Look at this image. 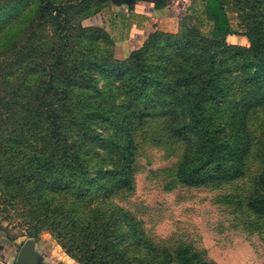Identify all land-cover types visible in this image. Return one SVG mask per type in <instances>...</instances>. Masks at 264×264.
<instances>
[{
  "label": "rangeland",
  "instance_id": "374dc122",
  "mask_svg": "<svg viewBox=\"0 0 264 264\" xmlns=\"http://www.w3.org/2000/svg\"><path fill=\"white\" fill-rule=\"evenodd\" d=\"M49 2L64 7L60 16L48 10ZM238 4L240 11L234 6L229 10L232 33L226 42L248 47L249 33L264 39V0H238ZM107 6V0H0V229L19 240L20 247L31 240L39 252L38 244L42 245L45 255H39L50 259L47 264H81L80 258L90 254L88 239L78 240L74 251L63 246L73 237H63L61 231L75 225L73 220L69 225L60 219V199L52 207L56 209L52 216L45 217L38 211L44 203L26 204L27 185L18 177L46 175V169L55 161L61 163L60 155L69 151L86 171L78 179H89L74 183L92 195L94 208L96 199L104 197L101 172L120 163L107 137L126 140L130 121L137 145L133 186L115 191L108 202L132 211L148 234L165 245L190 243L204 250L215 264H264V223L241 202L252 179L264 168V107L255 109L250 116L254 148L243 178L196 187L179 183L174 173L183 143L174 142L168 135L165 117L145 122L137 118L144 101L142 95L148 92L156 103L158 95L168 97L158 94L165 89L154 81L157 72L153 69L165 59L160 58L162 53L165 51L167 57L174 49L171 58L177 66L187 65L189 60L178 55L174 46L163 49L168 39L159 38L161 45L157 39H147L134 49L144 55L145 65L131 69L135 66L131 63L133 50L119 59L105 26L98 33L94 32L97 29L85 32L80 27L84 16ZM195 27L200 33L210 32V25L187 16L167 33L181 36L195 31ZM66 30L70 44L62 36ZM206 41L198 35L194 38L198 47L188 48L186 56L195 59ZM224 58L223 69L236 65ZM87 60L107 67L113 64L116 69L95 67L86 76L82 67ZM148 65L155 66L151 70ZM50 81L54 82L51 88L47 85ZM50 99L58 102L60 115L52 119L59 131L55 146L50 144L43 114ZM71 112L81 116L77 120ZM92 115L104 117L105 123L94 124ZM85 224L92 227L89 221ZM35 231L37 235L32 236ZM82 251L85 252L81 254Z\"/></svg>",
  "mask_w": 264,
  "mask_h": 264
},
{
  "label": "trees",
  "instance_id": "16d2710c",
  "mask_svg": "<svg viewBox=\"0 0 264 264\" xmlns=\"http://www.w3.org/2000/svg\"><path fill=\"white\" fill-rule=\"evenodd\" d=\"M109 1L107 0V4ZM229 2L240 11L238 0H207V15L213 24L207 34L200 33L197 27L194 28L195 31H189L188 34L181 35L182 37L156 31L147 41L157 39V44L161 45L159 38L168 39L162 44L166 46L163 49L174 46L176 52H179L178 55L189 60L187 65L177 66L171 58L175 55L174 49L167 57L165 51L160 49L164 51L160 58L164 56L165 59L162 58L159 64L154 65L155 69L154 66L148 67L157 72V80L154 81H159L165 89L158 94H166L168 97L158 95L156 103L155 98H149L148 92L142 95L144 101H141V114L137 118L142 122L166 118L168 135L174 142H182L184 146L174 176L179 183L186 186L196 187L213 182L230 183L246 175L254 148V137L249 127L250 116L255 109L264 107V39L260 40L259 34L249 33L250 46L227 44L226 38L232 33L227 13ZM62 7L49 2L48 10H52V14L58 12L60 16L64 10ZM101 11L99 9L84 16L80 27L85 32L91 29H97L94 32L102 31L101 26L85 23L88 18ZM195 32L207 40V43L200 47L202 49L196 53L198 55L194 59L186 56L185 52L188 48L198 47L194 42V38L198 36ZM62 36L66 44H70L71 37L67 30ZM224 57L235 61L236 65L223 69L221 62ZM144 59L141 51L133 50L131 63L136 67L130 68H143ZM101 66L105 70L116 69L113 64L107 67L98 61L87 60L83 61L82 70L88 76V70ZM231 77L232 80L228 79ZM47 85L51 88L54 82L50 81ZM57 103L50 99L48 109L43 112L52 146L58 145L59 138V131L52 120L60 116ZM74 114L77 120L81 116L71 112V117ZM64 118L67 117L64 115ZM91 118L94 124L99 121V126L105 123L104 117L92 115ZM127 125L129 128L125 132L128 137L126 140L118 141L107 137L113 143L110 147L119 157L120 163L115 168L101 170L103 178L100 185L104 197L96 199L94 208L92 195L86 193L81 184L74 183L76 180L84 182L89 179H78L86 171L72 159L69 151L60 155L61 163L55 161L46 169V175L31 173L18 177L27 185L26 204H31L32 201L44 203L38 211L48 217L56 210L52 208L56 199H60L57 202V208L61 209L60 219L68 221L69 225L73 220L75 225L72 229L65 227V231H61L63 237H73L69 241L72 244L66 241L63 246L74 251L78 240L88 239L86 245L90 254L85 259L80 258L81 264H215L204 250L190 243L165 245L156 241L132 211L110 200L108 202L107 198L110 199L115 191L133 186L137 145L135 129L130 121ZM241 200L247 210L264 223V168L252 179L250 190ZM105 210H109V213ZM85 221H89L92 227L87 226ZM76 222L80 225L76 226ZM36 235L35 231L32 236Z\"/></svg>",
  "mask_w": 264,
  "mask_h": 264
},
{
  "label": "crops",
  "instance_id": "0c3cea01",
  "mask_svg": "<svg viewBox=\"0 0 264 264\" xmlns=\"http://www.w3.org/2000/svg\"><path fill=\"white\" fill-rule=\"evenodd\" d=\"M206 3L207 0H110L103 11L88 18L85 23L105 26L116 44L117 57L122 59L127 51L142 45L153 32H168L187 16L199 19L211 29L213 24L207 15ZM231 7L229 2L228 16ZM39 246V253L45 255L44 248ZM19 250L20 241L10 239L0 229V264H16ZM47 259L42 257L41 263L47 264Z\"/></svg>",
  "mask_w": 264,
  "mask_h": 264
},
{
  "label": "water",
  "instance_id": "95a60500",
  "mask_svg": "<svg viewBox=\"0 0 264 264\" xmlns=\"http://www.w3.org/2000/svg\"><path fill=\"white\" fill-rule=\"evenodd\" d=\"M35 244L29 240L22 247H20L16 264H38L42 262V256L34 248ZM35 261L34 262H32Z\"/></svg>",
  "mask_w": 264,
  "mask_h": 264
}]
</instances>
